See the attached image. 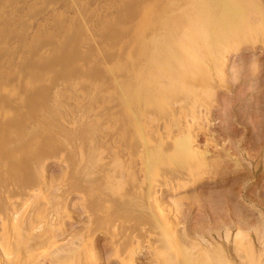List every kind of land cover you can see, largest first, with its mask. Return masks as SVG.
<instances>
[{
	"label": "rangeland",
	"instance_id": "obj_1",
	"mask_svg": "<svg viewBox=\"0 0 264 264\" xmlns=\"http://www.w3.org/2000/svg\"><path fill=\"white\" fill-rule=\"evenodd\" d=\"M197 1L0 0V238L13 215L21 232L51 216L36 264H264V0H235L251 25H225L212 71L177 44ZM228 189L241 214L206 196Z\"/></svg>",
	"mask_w": 264,
	"mask_h": 264
},
{
	"label": "bare ground",
	"instance_id": "obj_2",
	"mask_svg": "<svg viewBox=\"0 0 264 264\" xmlns=\"http://www.w3.org/2000/svg\"><path fill=\"white\" fill-rule=\"evenodd\" d=\"M173 1V0H172ZM192 1V0H191ZM194 1V0H193ZM242 1V0H241ZM252 0H249V2H251ZM196 2V1H195ZM225 2V1H224ZM170 3V2H169ZM229 3H231V4H229ZM225 7H223V9H221V10H215L216 8V6L214 7V5L216 4V2H215V0H213V1H209V0H198L197 1V4L196 5H193L192 7H194L193 8V10H192V12H191V10H186V9H183V7H182V10L180 11V13L182 12V13H184L185 11H187V13H192V14H189L186 18H187V21L189 22V23H187L186 22V24H184V25H182L180 28H179V30H180V32H179V34H178V37H179V41H177V44L179 45V49L180 50H182L183 52H184V54H185V57H186V60H185V62L188 64V65H194L195 67L197 66H200V67H204V68H207V69H210L211 71H212V69H214V64H217V63H215L216 62V60H215V56H213L212 54H214V53H212L213 51H214V46H217L218 47V50H219V53H220V55H219V63H220V65L222 66V65H224V63L226 64V59H224L225 58V56H226V53H227V51L229 50V48H232L233 46H234V44L236 43H232V44H228L225 40H226V38L228 39V37H227V33L226 32H224V30H225V25H228V24H233V29H232V35H231V38H236L239 34H241L242 33V31H243V27H244V23L245 24H248V25H251V23H250V21H251V16H250V13H248V12H246V11H244V9L243 8H241V4L239 3V2H235V0H232V2H229ZM193 4V3H192ZM250 4H254V3H250ZM174 5V4H173ZM164 6V5H163ZM168 6H170V5H168ZM186 6V5H185ZM250 7V6H249ZM172 8V7H171ZM99 9V8H98ZM157 11L159 10V7L156 9ZM173 12V11H172ZM169 14V13H168ZM143 16V15H142ZM148 16V15H147ZM151 16V15H150ZM170 16V15H169ZM181 16V15H180ZM171 17V16H170ZM166 18V17H165ZM264 19V18H263ZM160 20V19H159ZM165 21V20H164ZM140 25V24H139ZM142 25V24H141ZM262 25H264L263 23H262ZM262 25H261V27L260 28H264V27H262ZM161 26V25H160ZM162 27V26H161ZM222 29H223V31H222ZM261 29V30H262ZM144 30H146V29H144ZM264 30V29H263ZM164 31V30H163ZM250 31V30H249ZM161 32V31H160ZM264 32V31H263ZM145 33V32H144ZM218 33H220L219 34V39L216 41L215 40V38L217 39V36H218ZM134 34H136V33H134ZM162 35V34H161ZM261 35V34H260ZM225 36H226V38H225ZM230 36V35H229ZM258 36V35H257ZM140 37V36H139ZM173 37H175V35H171V38H170V41H172L173 43H175V41H174V38ZM259 37V36H258ZM137 38V37H136ZM182 38H184V39H182ZM149 39V38H148ZM167 40V39H166ZM147 41V40H146ZM239 42V41H238ZM171 43V42H170ZM171 46H172V43L170 44ZM133 46V45H132ZM145 47V46H144ZM146 52V51H145ZM176 52V51H175ZM174 52V53H175ZM182 52V53H183ZM135 53V52H134ZM181 53V54H182ZM206 53V55H204ZM218 53V52H217ZM216 54V53H215ZM131 55V54H130ZM252 55V54H251ZM129 56V55H128ZM160 56V55H159ZM158 56V57H159ZM149 57H150V55H149ZM161 57V56H160ZM173 57H175L174 55H173ZM251 57V56H250ZM139 58V57H138ZM163 58V57H162ZM246 58V57H245ZM257 58V57H256ZM255 58V59H256ZM147 59V58H146ZM173 59V58H172ZM174 59H176V58H174ZM254 59V58H253ZM107 60H108V58H107ZM235 60V59H234ZM247 60V59H246ZM249 60V59H248ZM252 60V59H251ZM257 60V59H256ZM236 61V60H235ZM240 61V60H239ZM250 61V60H249ZM256 62V61H255ZM182 63H183V61H182ZM249 63V62H248ZM253 63V62H252ZM238 65H240V64H238ZM110 67H111V65H110ZM109 67V68H110ZM119 67V66H118ZM125 67V66H124ZM240 67V66H239ZM113 68V67H112ZM232 68V67H231ZM109 70H111V69H109ZM113 70H114V68H113ZM142 70V69H141ZM112 71V70H111ZM140 71V70H139ZM115 72V71H114ZM214 72V71H213ZM218 75H222L223 74V68H220L218 71ZM237 72V71H236ZM133 73V72H132ZM159 73V72H158ZM106 74H108V73H106ZM139 74V73H138ZM141 74H142V72H141ZM149 74H150V72H149ZM233 74V73H232ZM109 75V74H108ZM136 75V74H135ZM214 75V74H213ZM120 77H122L123 75H119ZM177 76V75H176ZM111 77V76H110ZM132 78V77H131ZM167 79V78H166ZM181 79V78H180ZM197 79V78H196ZM158 80V79H157ZM199 80V79H198ZM205 78H204V82H205ZM108 81V80H107ZM106 81V82H107ZM109 81H110V79H109ZM154 81V80H153ZM194 81V80H193ZM203 81V80H202ZM128 82V81H127ZM155 82V81H154ZM129 83V82H128ZM140 83V82H139ZM167 83V82H166ZM107 84V83H106ZM171 84V83H170ZM141 85V84H140ZM152 85H154V84H152ZM168 85V84H167ZM200 85V84H199ZM246 85V84H245ZM116 87V86H115ZM137 87V86H136ZM207 87V86H206ZM116 88H119V86L118 87H116ZM138 89L137 90H135L134 92H133V95L135 96V95H137L138 94V91H140V89H139V87H137ZM152 88V87H151ZM128 89V88H127ZM163 89V88H162ZM199 89H201V88H199ZM198 89V90H199ZM146 90V89H145ZM148 90V89H147ZM157 90V89H156ZM117 90L115 89V91L114 92H116ZM202 92V91H201ZM131 93V92H130ZM200 93V92H199ZM260 93V92H259ZM78 94H80V93H78ZM110 94V93H109ZM115 94V93H114ZM117 94V93H116ZM80 95H82V94H80ZM79 95V96H80ZM101 95V94H100ZM128 95V93L125 95V96H127ZM102 96H103V94H102ZM119 96V95H118ZM124 96V95H123ZM160 96V95H159ZM259 96H261L262 97V95H259ZM263 96H264V94H263ZM113 97V96H112ZM119 97H122V95L121 96H119ZM128 98H129V96H127ZM132 97V96H131ZM131 97H130V99H131ZM155 97V93L154 92H152L151 91V93L149 94V96H148V99L147 100H152L153 98ZM208 97V96H207ZM241 97V96H240ZM258 97V96H257ZM84 98V97H83ZM103 98H105V97H103ZM127 98V99H128ZM146 98V97H145ZM190 98V97H189ZM259 98V100H260V97H258ZM262 98H264V97H262ZM191 99V98H190ZM241 99V98H240ZM105 100V99H104ZM107 100V99H106ZM105 100V101H106ZM132 100V99H131ZM189 100V99H188ZM258 100V101H259ZM81 101V100H80ZM80 101H76L77 103L78 102H80ZM116 101V100H115ZM124 101V100H123ZM128 101H129V99H128ZM127 101V102H128ZM126 102V103H127ZM261 102V101H260ZM260 102L257 104V105H259L260 104ZM104 103V102H103ZM125 102L124 103H121V105H120V107L122 108V109H126V108H128V104L130 103H128V104H126ZM253 103V102H252ZM254 103H255V101H254ZM261 103H263V102H261ZM80 104V103H79ZM110 104V103H109ZM112 104H113V102H112ZM175 104V103H174ZM145 105V104H144ZM252 105V104H251ZM151 106V105H150ZM98 107V106H97ZM138 107H139V105H137V106H135V108L137 109V111L139 112V111H141V109H139L138 110ZM143 107H145V106H143ZM115 108H117V107H115ZM194 110H196L197 112H199V110H197V109H194ZM141 114V113H140ZM152 114V113H151ZM180 115V114H179ZM223 116V115H222ZM160 117V116H159ZM168 117H169V115H168ZM148 118V117H147ZM150 118H153V117H150ZM136 120V119H135ZM152 121H153V119H151ZM215 120V119H214ZM137 121V120H136ZM193 121V120H192ZM225 121V120H224ZM151 122V121H150ZM163 122V121H162ZM162 122H161V124H162ZM138 123V122H137ZM157 123V122H156ZM196 123V122H195ZM170 124V123H169ZM183 124V123H182ZM192 124V123H191ZM220 124V123H219ZM153 125L154 124H152V127H153ZM189 125V124H188ZM33 126V125H32ZM145 126V125H144ZM151 126V125H150ZM155 126V125H154ZM103 127H105V126H103ZM164 127V126H163ZM168 127V126H167ZM160 128V127H159ZM158 128V129H159ZM162 128V127H161ZM160 130V129H159ZM225 130V129H224ZM151 131V130H150ZM223 131V130H222ZM168 132V131H167ZM206 132V131H205ZM153 133V132H152ZM155 133V132H154ZM165 132H163V134H164ZM199 133V132H198ZM174 134V133H173ZM226 134V133H225ZM228 134V133H227ZM216 135V134H215ZM210 136V135H209ZM184 137V136H183ZM182 137V138H183ZM233 136H231V138H232ZM168 139H170V138H168ZM181 139V136H179V140ZM184 139V138H183ZM185 139H186V137H185ZM146 140V139H145ZM228 140V139H227ZM232 140V139H231ZM165 141V140H164ZM182 141H185V140H182ZM252 141V140H251ZM115 142V141H114ZM117 142H119V141H117ZM144 142V141H143ZM232 142V141H231ZM253 142V141H252ZM256 142V141H255ZM237 143V142H236ZM197 144V143H196ZM195 144V145H196ZM199 144V143H198ZM202 145V144H201ZM236 144H234V146H235ZM238 145V144H237ZM237 145L235 146V147H237ZM107 146V145H106ZM147 146V145H146ZM249 146H251V145H249ZM183 146H181V144H180V142H177V145H176V148H177V151H176V153H173V155H175V154H177L178 153V150L180 149V150H182L183 148L184 149H186L187 151H194V144H188V146H187V144L182 148ZM228 148V147H227ZM198 149V148H197ZM207 149V148H206ZM143 150V149H142ZM158 150V149H157ZM159 150H160V148H159ZM238 150V149H237ZM246 150V149H245ZM114 151H115V149H114ZM103 152H104V150H103ZM108 152V151H107ZM159 152H161V151H159ZM200 152V151H199ZM116 153V152H115ZM103 154V153H102ZM107 154V153H106ZM105 154V155H106ZM199 154V153H198ZM247 154V153H246ZM151 155V154H150ZM173 155L171 154V156H170V158L169 159H171L172 157H173ZM80 156H82V155H80ZM152 156V155H151ZM104 157V156H103ZM102 157V158H103ZM167 157V156H166ZM153 158V157H152ZM152 158H150L151 160H152ZM149 159V158H148ZM149 159V160H150ZM157 159V158H156ZM140 160V159H139ZM153 160H155V159H153ZM121 161V160H120ZM115 162H117V161H115ZM137 162V161H136ZM139 162V161H138ZM147 162V161H146ZM113 163V162H112ZM147 163H149V166H151V170L153 171L154 170V167L153 166H155L154 165V162H151V161H148ZM157 163V162H156ZM114 165V164H113ZM143 166V165H142ZM149 168V167H148ZM116 169V168H115ZM121 169V168H120ZM144 169H145V167H144ZM147 169V168H146ZM122 170V169H121ZM134 170V169H133ZM136 170V172H137V168L135 169ZM142 170V169H141ZM145 171V170H144ZM147 171H148V169H147ZM110 172V171H109ZM123 172V171H122ZM134 172V171H133ZM143 172V171H142ZM64 173H65V171H64ZM116 173V172H115ZM130 173H131V171H130ZM189 173V172H188ZM122 174V173H121ZM120 174V175H121ZM143 174H145L144 172H143ZM149 174V173H148ZM109 176H111V175H109ZM114 176V175H113ZM122 176V175H121ZM127 176V175H126ZM141 176V175H140ZM147 176V175H146ZM150 175H148V177H149ZM155 177V176H154ZM157 177V176H156ZM164 177H166V176H164ZM48 178V177H47ZM121 178H123V177H121ZM150 178H151V176H150ZM161 179V178H160ZM120 180H122V179H120ZM134 180V179H133ZM150 180V179H149ZM49 181V180H48ZM153 181V180H152ZM154 182V181H153ZM166 184V183H165ZM37 188V187H36ZM46 188V187H45ZM64 188V187H63ZM103 188V187H102ZM159 189V188H158ZM45 190V189H44ZM35 191V190H34ZM39 191V190H38ZM59 192H60V190H59ZM149 192V191H148ZM208 192V194L206 195V196H208L207 198H208V200L210 201V203L212 204V206L214 207V208H216V209H222L223 208V204L225 203L224 202V200L226 201V200H230V201H232L233 202V204L235 205V213H237V215L238 214H241V212H243L242 211V208H240L239 207V205L237 204V195H236V193L234 192V190H232V189H228L227 191H224L225 192V194H222L221 192L222 191H207ZM259 192V191H258ZM27 193V192H26ZM44 193V192H43ZM166 193V192H165ZM205 193V192H204ZM32 194V193H31ZM156 194V193H155ZM45 195V194H44ZM159 195H160V193H159ZM260 195V194H259ZM67 196V195H66ZM166 196V195H165ZM171 196V195H170ZM5 197V196H4ZM55 197V196H54ZM172 197V196H171ZM25 198V197H24ZM52 198V197H51ZM67 198V197H66ZM66 198L65 199H63L64 201L66 200ZM158 198V197H157ZM164 198H166V197H164ZM262 198H264V197H262ZM32 199V198H31ZM169 199V198H168ZM174 199V197L172 198V200ZM239 199V198H238ZM9 200V199H8ZM36 200V199H35ZM54 200V199H53ZM149 200V199H148ZM167 200V199H166ZM11 201V200H10ZM9 201V202H10ZM13 201V200H12ZM18 201V200H17ZM63 201V202H64ZM241 201V200H240ZM263 201H264V199H263ZM31 202V201H30ZM63 202H62V204H63ZM171 202V201H170ZM2 203V202H1ZM162 203V202H161ZM172 203V205H174L173 204V202H171ZM243 203V202H242ZM30 204V203H29ZM61 204V205H62ZM159 204V203H158ZM165 203H164V201H163V205H164ZM246 204V203H245ZM1 205V207H2V204H0ZM5 204H3V206H4ZM18 205H20V204H18ZM34 205V204H33ZM8 206V205H7ZM29 206V205H28ZM64 205H62V207H63ZM47 207V206H46ZM61 207V208H62ZM172 207V206H171ZM174 207H176V204H175V206ZM247 207V206H246ZM10 208V207H9ZM160 208V207H159ZM2 209V208H1ZM28 210L30 209V207L29 208H27ZM165 209V208H164ZM170 210H169V212H168V215L173 211V209H171V208H169ZM250 209V208H249ZM248 209V210H249ZM38 210V209H37ZM51 210V209H50ZM50 210H48V211H50ZM60 210V209H59ZM59 210H58V212H59ZM68 210V209H67ZM243 210H245V209H243ZM40 211V210H39ZM47 211V212H48ZM2 212V211H1ZM25 212V211H24ZM28 212V211H27ZM47 212H46V214H47ZM62 212H63V210H62ZM61 212V213H62ZM65 212V211H64ZM174 212V211H173ZM249 212V211H248ZM52 213V212H51ZM66 213V212H65ZM70 213V212H69ZM161 213V212H160ZM176 213V212H175ZM174 213V214H175ZM258 213V212H257ZM11 214V213H10ZM40 214H41V212H40ZM40 214L38 215V216H40ZM67 214V213H66ZM172 214V213H171ZM27 215H28V213H27ZM32 215V214H31ZM60 215V214H59ZM6 215H4V217H5ZM12 216V215H11ZM46 216V215H45ZM62 216V215H61ZM60 216V217H61ZM203 216V215H202ZM44 217V216H43ZM43 217H40L37 221H35L32 225H30V227L29 228H27L25 225V227L27 228V229H25V233L24 232H21L22 230L20 229V227H19V223H18V221H19V219L17 220L16 218H17V216L15 215H13L11 218H9V219H11L10 220V222L9 223H7V221H6V225H5V227L3 226V231H1V233L3 234H1L2 236H1V238H0V264H36V262H38V259H39V257H40V254L42 253L40 250H42L41 249V246H43V245H47L48 247L49 246H51V244H52V246H53V244H55V242H57V238L56 237H54V235L52 236L51 234H46V235H43V237L42 238H39V240H37L36 241V244H34V246H32V247H29L30 246V240H31V236H32V234H33V232L35 231V229H37V228H39V226H41V224L42 223H49V222H51V216H50V218L48 219V218H43ZM201 217V216H200ZM199 217V218H200ZM19 218L21 219L22 217H20L19 216ZM64 218V217H63ZM169 219H170V216L168 217ZM1 219H3V218H1ZM3 221V220H2ZM21 221V220H20ZM168 221H171V220H168ZM188 221V220H187ZM199 221V220H198ZM197 221V222H198ZM224 221V220H223ZM261 221V220H260ZM26 222V221H25ZM54 222H56V220L54 221ZM62 222V221H61ZM197 222H195V224L194 225H197L196 223ZM226 222V221H225ZM21 223V222H20ZM52 223V222H51ZM59 223V222H58ZM88 223V222H87ZM167 223H169V222H167ZM189 223V222H188ZM170 224V223H169ZM184 224V223H183ZM186 224V223H185ZM190 224V223H189ZM189 224H186V226L187 225H189ZM263 224V223H262ZM53 225H56V224H53ZM58 225V224H57ZM60 225V224H59ZM213 225V224H212ZM21 226V225H20ZM52 226V225H51ZM50 226V227H51ZM208 226V225H207ZM46 227V226H45ZM89 227V226H88ZM144 227H146V226H144ZM179 227V226H178ZM194 227H197V226H194ZM200 227H202V226H200ZM187 228V233L188 232H191V231H188V230H190L189 229V226H187L186 227ZM198 228V227H197ZM196 229V228H195ZM205 229H206V227H205ZM47 230H49V229H47ZM60 230V229H59ZM144 230V229H143ZM194 230V229H193ZM192 230V231H193ZM198 230H199V228H198ZM198 230H197V233H195V234H198ZM201 230V229H200ZM203 230V229H202ZM44 231H46V230H44ZM184 231H185V229H184ZM196 231V230H195ZM204 231H206V230H204ZM58 232V231H57ZM35 233V232H34ZM194 233V232H193ZM23 234H25L24 235V237L22 238L21 237V235H23ZM202 233H200L199 235H201ZM263 234V233H262ZM57 235H59V234H57ZM56 235V236H57ZM62 237H63V235H62ZM62 237H60V236H58V238H62ZM200 237V236H199ZM114 238V237H113ZM63 239V238H62ZM83 241V240H82ZM115 242V241H114ZM232 242V241H231ZM260 242V241H259ZM158 243V242H157ZM156 243V244H157ZM22 244V247H20V245ZM159 244V243H158ZM45 245V247H47ZM87 246V245H86ZM85 245L83 246V247H86ZM156 246V245H155ZM18 247H20V248H22V251L20 252V248L18 249ZM82 247V248H83ZM91 247V246H90ZM118 247V246H117ZM38 248H40V250L38 249ZM138 248V247H137ZM46 249H48V248H46ZM54 249V248H53ZM81 248H79V250H80ZM120 249V248H119ZM63 250V249H62ZM77 250H78V248H77ZM137 250V249H136ZM47 251V250H46ZM64 251V250H63ZM185 251H187V250H185ZM58 252V251H57ZM73 252V251H72ZM75 252V251H74ZM89 252V251H88ZM91 252V251H90ZM153 252V251H152ZM159 252V251H158ZM217 252V251H216ZM44 253H45V251H44ZM85 253V252H84ZM240 253V252H239ZM238 253V254H239ZM49 254V253H48ZM77 254H79V253H77ZM170 254H172L171 252H170ZM59 255H60V253H59ZM72 255H74L73 253H72ZM160 255V254H159ZM44 256V255H43ZM50 256V255H49ZM55 256V255H54ZM57 256H58V254H57ZM79 256V255H78ZM128 256V255H127ZM46 257V256H45ZM72 257V256H71ZM80 257H81V255H80ZM157 257V256H156ZM160 257H162V256H160ZM159 257V258H160ZM44 258V257H43ZM52 258H53V256H52ZM52 258H51V260H52ZM63 258V257H62ZM84 258H85V254H84ZM88 258H90V257H88ZM126 258V257H125ZM124 258V259H125ZM47 259V258H46ZM78 259V258H77ZM76 259V260H77ZM127 259V258H126ZM39 260H42V258H40ZM45 260V259H44ZM54 260V259H53ZM52 260V261H53ZM85 260V259H84ZM128 260V259H127ZM160 260V259H159ZM40 262V261H39ZM49 262V261H48ZM82 262V261H81ZM148 262V261H147ZM170 262V261H169ZM159 263V262H158ZM161 263V262H160ZM196 263V262H195ZM74 264V263H73ZM76 264V263H75ZM81 264V263H80ZM83 264V263H82ZM84 264H86L85 262H84ZM122 264V263H121ZM150 264V263H149ZM174 264V263H173Z\"/></svg>",
	"mask_w": 264,
	"mask_h": 264
}]
</instances>
